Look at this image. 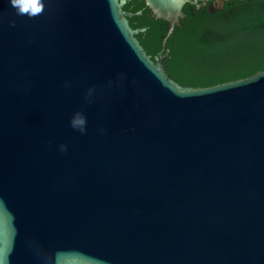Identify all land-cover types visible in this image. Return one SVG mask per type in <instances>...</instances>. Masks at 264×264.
Listing matches in <instances>:
<instances>
[{
  "label": "water",
  "instance_id": "water-1",
  "mask_svg": "<svg viewBox=\"0 0 264 264\" xmlns=\"http://www.w3.org/2000/svg\"><path fill=\"white\" fill-rule=\"evenodd\" d=\"M125 2L0 0V264H264V70L186 86L163 61L197 0H145L153 57Z\"/></svg>",
  "mask_w": 264,
  "mask_h": 264
},
{
  "label": "trees",
  "instance_id": "trees-1",
  "mask_svg": "<svg viewBox=\"0 0 264 264\" xmlns=\"http://www.w3.org/2000/svg\"><path fill=\"white\" fill-rule=\"evenodd\" d=\"M213 1L198 14L186 3L188 16L167 39L170 51L163 63L170 77L186 86H212L264 70V0H227L212 12ZM140 24L149 26L137 37L153 57L169 22L145 18Z\"/></svg>",
  "mask_w": 264,
  "mask_h": 264
},
{
  "label": "flooded vegetation",
  "instance_id": "flooded-vegetation-1",
  "mask_svg": "<svg viewBox=\"0 0 264 264\" xmlns=\"http://www.w3.org/2000/svg\"><path fill=\"white\" fill-rule=\"evenodd\" d=\"M212 0H197L196 3H188L189 4V10L194 13L198 14L201 13L205 8H208V3ZM138 5H141V8L136 9ZM225 5V3H224ZM223 5V7H224ZM211 7L215 8V5L211 4ZM123 10L126 12H130L131 14L128 17L129 23L133 28H141L145 27L146 29L144 31L140 32H146L148 25H141V21H143L145 18L149 19L150 21H157L158 17H156L153 13V11L149 8V6L146 4L145 0H126V2L123 5ZM217 8V7H216ZM223 9V8H222ZM219 10L218 8L215 10ZM137 11H140V13H137ZM151 11V13H150ZM214 11V12H215ZM187 12H185V16L182 17L183 19L186 18ZM167 21V20H166ZM138 33V34H139Z\"/></svg>",
  "mask_w": 264,
  "mask_h": 264
},
{
  "label": "clouds",
  "instance_id": "clouds-1",
  "mask_svg": "<svg viewBox=\"0 0 264 264\" xmlns=\"http://www.w3.org/2000/svg\"><path fill=\"white\" fill-rule=\"evenodd\" d=\"M10 6L15 9L18 16H28L34 18L41 11L39 7V0H37V5L35 9L32 6H25V0H9ZM12 24H15V21H12ZM86 117L81 112H76L70 120V125L73 129L80 131L82 134L86 133ZM61 151H67V145L62 144L60 146Z\"/></svg>",
  "mask_w": 264,
  "mask_h": 264
},
{
  "label": "snow or ice",
  "instance_id": "snow-or-ice-1",
  "mask_svg": "<svg viewBox=\"0 0 264 264\" xmlns=\"http://www.w3.org/2000/svg\"><path fill=\"white\" fill-rule=\"evenodd\" d=\"M37 5V0H25V6H32L34 9Z\"/></svg>",
  "mask_w": 264,
  "mask_h": 264
}]
</instances>
